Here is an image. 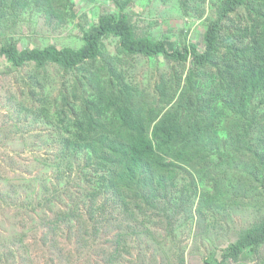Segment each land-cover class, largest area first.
I'll return each mask as SVG.
<instances>
[{
	"label": "rangeland",
	"instance_id": "rangeland-1",
	"mask_svg": "<svg viewBox=\"0 0 264 264\" xmlns=\"http://www.w3.org/2000/svg\"><path fill=\"white\" fill-rule=\"evenodd\" d=\"M219 2L52 0L54 8L62 7L57 15L33 5L0 19V47L13 41L21 50L79 49L100 17L117 14L122 5L139 37L170 38L179 46L194 43L204 51L207 28L219 20L214 9ZM248 23L244 8L221 22L226 28ZM220 40L222 45L239 43L224 32ZM105 45L138 91L140 104L149 102L156 109L175 104L158 102L163 92L181 93L179 76H187L191 60L182 66L162 55L125 56L113 37ZM206 71L213 70L200 71L202 82ZM76 79L77 73L56 65L13 68L0 57V264H264V244L257 252L249 248L245 259L224 257L240 232L264 215L259 157L243 142L225 145L239 131L245 134V125H238L232 112L219 104L223 113L214 133L220 146L192 166L193 175L188 166L173 169L154 202H137L129 193L124 206L110 193H100L105 171L98 158L62 147L63 122L72 118L76 104L63 103L64 94L76 100L68 92ZM255 106L257 127L247 138L254 150L264 148V103L257 99Z\"/></svg>",
	"mask_w": 264,
	"mask_h": 264
},
{
	"label": "trees",
	"instance_id": "trees-1",
	"mask_svg": "<svg viewBox=\"0 0 264 264\" xmlns=\"http://www.w3.org/2000/svg\"><path fill=\"white\" fill-rule=\"evenodd\" d=\"M33 5L45 8L48 15H57L55 11L62 9L54 8L52 0H0V19L14 18L13 14L24 13ZM215 8L219 20L207 28L204 51L194 43L179 46L170 38L139 37L131 16L120 5L117 14L102 15L97 26L85 33L79 49L48 46L21 50L7 41L0 47V57L13 68L33 63L38 69L56 65L77 73L75 85L68 90L76 100H68L64 94L63 103L76 104L70 110L72 118L63 122L62 147L66 152H85L99 159L98 167L105 171L101 194L110 193L124 206L129 193L137 202L150 204L159 197L158 186H163L173 169L188 166L193 175L192 166L219 148L220 138L214 133L223 113L219 104L236 116L238 125H245L246 135L239 131L226 139L225 145L245 143L255 158L259 157L260 170L264 169V148L254 150L247 139L257 127L255 101L264 103V0H220ZM239 8L248 13L249 23L222 26ZM222 32L239 43L222 45ZM111 37L118 39L119 54L125 56L162 55L182 66L192 61L187 76H179V87L184 84L180 94L178 89L170 96L161 91L158 103H175L172 107L156 109L149 102L140 104L139 93L126 82L118 58L107 50L105 40ZM208 68L213 71L204 72L202 82L200 71ZM260 170L259 176L264 177ZM211 199L209 196L206 201ZM93 208L95 211L96 203ZM263 244L264 215L240 232L224 257L245 259L249 248L257 252Z\"/></svg>",
	"mask_w": 264,
	"mask_h": 264
}]
</instances>
